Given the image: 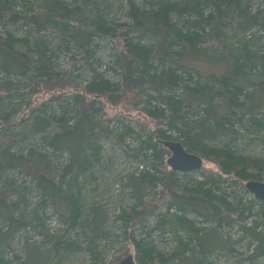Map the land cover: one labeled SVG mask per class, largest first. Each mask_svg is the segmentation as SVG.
Returning <instances> with one entry per match:
<instances>
[{"label": "rangeland", "instance_id": "obj_1", "mask_svg": "<svg viewBox=\"0 0 264 264\" xmlns=\"http://www.w3.org/2000/svg\"><path fill=\"white\" fill-rule=\"evenodd\" d=\"M50 1L7 0L6 7L12 10V13H17L18 18L16 21L9 19L10 12L2 17L0 35L4 37L9 32L17 38H29L30 41H34L36 35L31 31L35 29L34 25H29L22 17L38 12ZM60 1L69 7L82 6L91 14L101 15L110 33L104 37H96L87 53L76 48L69 41L70 39L64 41L55 32L42 31L53 56V71L64 78H60L63 81L55 82L57 85L53 90H47L42 86L23 90L30 84L29 79L17 75L8 76L0 63L2 81L17 80L21 81L22 85L26 84L11 97H0V130L26 134L24 141L14 148L15 152L24 155L30 150L39 152L47 157L52 170L59 171L67 163L69 155L66 152L54 151L49 146L48 139L52 129L49 128L48 131L39 134L29 132L34 122L32 115L44 108L48 115L57 120L64 117L73 119L78 110L75 101L79 94L84 95L86 102L95 100L94 109H97L95 118L110 136L99 139V158L91 165L86 178L80 179L76 197L82 221L92 219L95 211L99 210L107 214L108 224L101 238H98L94 244L99 257L96 261L88 249V229L78 225L71 227L61 221L56 205L43 201L36 180L26 175L21 168L7 169L0 173V192L14 191L8 200L19 202L15 214L21 216L31 212L37 216V221L17 231L2 243L0 264H118L129 255H133L137 264H140L135 244V241L140 240H144L154 253V259L146 260L144 264H166L159 256L167 260L178 248L180 240L183 243H190V246L193 245L189 240L190 234L183 230L177 231L172 219L168 217L173 191L165 189L162 185L148 184L146 190L140 196H136L132 186L129 185L130 177L140 174L141 171L150 172L151 175L154 170L159 171V174L170 170L167 164L170 155H165L159 160L151 157L146 151L141 155H138L137 151L138 139L144 140L153 129L167 128L147 118L140 110L144 107L160 108L163 105L160 99L149 103L146 97L134 99L135 95L124 94L121 69L118 64L119 56L124 50L122 41H133L150 46L153 40L149 37H140L138 31L132 28L129 0ZM133 1L147 12L153 10L154 0ZM174 1L180 3L192 0ZM198 1L201 2L204 18L210 13L214 18L217 17L216 8L212 3L207 2L209 0H196ZM249 8L253 13L259 12V17L264 21V0H250ZM185 18L189 16H183L182 20ZM195 18L197 19L193 16L192 20ZM182 20L173 17V21L179 24L177 27L186 31L180 22ZM242 20H244L243 15L230 14L220 22L219 26H215L216 28L193 27L191 32H198L203 36L204 42L194 48H189L190 45L184 46L185 44L182 46L180 42L175 43L170 50L172 58L163 63L153 60L149 75L154 76L172 69L179 75L180 86H194L197 82L206 84L209 76L226 75L231 70L236 57L242 59L246 51L251 52L257 61L256 67L251 74L244 68L240 69L241 74L249 76L255 83L240 80L244 93V96H240V101L244 103L245 109L236 110L234 114L228 116L227 122L230 127L227 134L206 143L210 146L231 149L240 155L264 163V26L244 29L243 25L246 21L242 22ZM93 71L113 83L118 95L124 94L118 104L85 94L86 85L93 79ZM147 92L158 96L151 90ZM170 95L180 99L184 97L181 88ZM214 106L219 108L218 112L221 115L228 112L222 99H216ZM4 115L7 119L3 117ZM201 115H204V111ZM187 116L190 119L196 118L191 117L190 114ZM127 127L133 129L135 133L130 135ZM55 130L53 126V133ZM170 133L172 137L181 139V134L178 132ZM197 155L201 156L199 153ZM203 159L201 170L189 173L185 178L179 173L178 178L181 183L201 179L202 172H219L215 164ZM252 173L259 177L255 180L264 182V170H253ZM226 178L228 183L223 186L231 201L257 200L246 189V181ZM257 201L252 204V211L244 215L245 218L235 217L237 219L232 225H224L219 230L231 244V249L213 251L208 255L209 264H264V254L254 253L255 246L260 242L252 237V229L255 226H257L256 231L261 234L260 239L264 237V218L259 215L264 210L262 205L264 203ZM247 206V208L251 207ZM59 208L63 211L62 206ZM134 209L141 214L133 217L131 227L126 232L120 218ZM189 217L195 220L197 227L203 226L201 219L195 215L190 214ZM7 226L6 222L0 220V231H7ZM53 241L65 243L67 248L59 247V250L53 252ZM184 264L187 262L184 261Z\"/></svg>", "mask_w": 264, "mask_h": 264}, {"label": "trees", "instance_id": "obj_2", "mask_svg": "<svg viewBox=\"0 0 264 264\" xmlns=\"http://www.w3.org/2000/svg\"><path fill=\"white\" fill-rule=\"evenodd\" d=\"M6 1L0 0V21L9 12V19L16 21L18 15L6 7ZM249 1L209 0L207 2L212 3L216 8L217 17L214 18L210 13L204 18L201 2L196 0L180 3L174 0H154L153 10L150 12L141 9L133 0H129L132 28L138 31L140 37L151 38L153 43L145 46L133 41H122L124 50L119 56L118 64L121 69L124 94L135 95L134 99L146 97L149 103L160 99L162 107L154 109L144 107L140 112L157 124L167 127L153 129L144 140L138 139V155L146 151L153 158L163 159L165 155L169 156L170 152L161 141L173 140L182 143L189 152L201 154V157L215 164L219 169L218 173L202 172L201 179H194L188 183H181L178 178L179 173L171 169L162 174L154 170L151 175L150 172L141 171L140 174L130 177L129 185L132 186L136 196H140L148 184L162 185L165 189L173 191L168 217L172 219L177 231L183 230L190 234L189 240L193 245L190 246V243H183L180 240L178 248L167 260L159 256L166 264H175V262L184 264V261L187 264H209L208 255L213 251L231 249V244L219 230L224 225H232L237 218H245L244 215L252 211V204L258 202L255 199L231 201L223 185L228 183L226 177L246 182L259 178L252 171L264 170V163L240 155L231 149L210 146L206 143L227 134L230 127L227 122L228 116L234 114L236 110L245 109L244 103L240 101V96H244L240 80H247L252 84L254 82L249 76L241 74L240 69L244 68L251 74L257 61L251 52L246 51L244 60L236 57L231 70L226 75H211L206 84L197 82L194 86H180L179 75L172 69L150 76L151 62L156 60L158 63H163L172 58L170 50L177 42L182 46L190 45L189 48L202 44L203 36L198 32H191L192 28L195 26L202 29L206 26L216 28L215 26H219L220 22L230 14L243 15L242 22L246 21L243 25L244 29L264 26L259 12L253 13L249 10ZM185 15L189 18L182 20ZM193 16L197 19L192 20ZM173 17L182 20L180 22L186 31L177 27L179 24L173 21ZM22 19H25L29 25H34L35 29L31 31L35 33V39L30 41L29 38H17L9 32L4 37L0 35V63L8 76L27 77L30 84L26 86V84L22 85L21 81L0 79V97H11L24 86L26 87L23 90L37 86L53 90L57 85L55 82L63 81L61 79L64 78L53 71V56L42 31L55 32L64 41L70 39L69 41L76 48L87 53L96 37H104L110 33L101 15L91 14L82 6L69 7L60 0H51L38 12L25 15ZM93 72L92 81L85 87V94L118 104L124 94L118 95L113 83L96 71ZM179 88L184 95L183 99L170 95ZM148 90L158 96L149 94ZM76 99L78 110L73 119L64 117L57 120L48 115L44 108L32 115L34 122L29 132L39 134L48 131L49 128L52 129L48 139L49 146L54 151L68 153V161L61 170H52L47 157L34 150H30L26 155L15 152L14 148L24 141L25 133L22 135L20 132L0 130V173L7 169L21 168L26 175L36 180L43 201L56 205L61 221L71 227L78 225L88 229V249L93 259L97 261L99 257L94 244L104 233L108 217L105 212L98 210L95 211L92 219L82 221L76 190L80 179L86 178L91 165L99 158V139L110 135L101 128L100 122L95 118L97 110L94 109L95 100L86 102L84 95L80 94ZM216 99L224 100L228 111L226 114L221 115L218 112L219 108L214 106ZM136 106L138 107L137 104ZM202 111L204 115H201ZM188 114L196 118L190 119ZM3 117L7 119L6 115ZM53 126L56 128L54 133ZM127 129L130 135L135 133L129 127ZM171 131L181 134V139L172 137ZM182 175L185 178L189 173ZM12 193H14L12 190L0 192V220L8 225L7 231H0V247L17 231L37 221V216L31 212L21 216L15 214L19 202L8 200ZM247 205L251 207L247 208ZM262 205L264 207V204ZM59 206L63 207V211ZM139 214L141 212L134 209L120 218L126 232L131 227L133 217ZM190 214L201 219L203 226L197 227L195 220L189 217ZM259 215L264 218V210ZM256 229L257 226L252 229V237L260 243L255 246L254 253L262 255L264 237L260 239L261 234ZM135 244L140 264L154 259L152 248H149L144 240L135 241ZM59 247L67 248V244L53 241V252L59 250Z\"/></svg>", "mask_w": 264, "mask_h": 264}, {"label": "water", "instance_id": "obj_3", "mask_svg": "<svg viewBox=\"0 0 264 264\" xmlns=\"http://www.w3.org/2000/svg\"><path fill=\"white\" fill-rule=\"evenodd\" d=\"M169 150L170 156L167 164L170 169L178 173H192L203 168L204 159L189 152L182 143L173 140L161 141ZM246 189L260 202L264 203V182L249 180L245 184ZM118 264H137L133 255H129Z\"/></svg>", "mask_w": 264, "mask_h": 264}]
</instances>
